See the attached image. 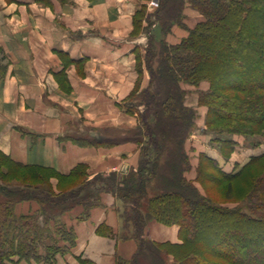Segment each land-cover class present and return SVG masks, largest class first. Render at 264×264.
Segmentation results:
<instances>
[{
    "label": "trees",
    "instance_id": "obj_1",
    "mask_svg": "<svg viewBox=\"0 0 264 264\" xmlns=\"http://www.w3.org/2000/svg\"><path fill=\"white\" fill-rule=\"evenodd\" d=\"M185 5L201 16L192 28L182 23ZM145 8L135 11L131 31L132 36L146 35L145 44L135 48L137 79L119 103L137 118L135 128L122 137L136 143L137 165L90 176L88 165L79 162L61 174L14 161L0 151V264H54L55 255L75 241L63 215L80 208L77 218L88 216L103 193L120 201L124 237L138 243L131 258L117 256L115 264H166L168 255L172 264H264V152L228 172L200 153L195 181L201 192L186 177L191 165L185 143L197 114L185 104L183 88L208 82L207 90L198 91L197 103L207 108L205 130L218 134L212 141L224 158L236 142L223 135L264 133V0H159L151 13ZM153 24L158 33L151 30ZM175 25L187 34L169 43L165 36ZM5 71L0 62V80ZM71 140L100 142L92 137ZM51 178L57 180L55 187ZM209 186L221 189L226 201L234 202L236 196L238 204L229 207L213 200ZM23 201L37 206L17 214L15 206ZM152 220L177 225L180 242L145 238L144 227ZM99 231L110 234L103 225Z\"/></svg>",
    "mask_w": 264,
    "mask_h": 264
},
{
    "label": "crops",
    "instance_id": "obj_2",
    "mask_svg": "<svg viewBox=\"0 0 264 264\" xmlns=\"http://www.w3.org/2000/svg\"><path fill=\"white\" fill-rule=\"evenodd\" d=\"M158 1L0 0V48L6 65L0 80V151L14 161L51 167L61 174L79 162L88 165L90 176L134 168L138 147L122 137L135 128L137 118L125 113L119 103L137 79L135 48L146 42L144 33L131 35L134 13L141 5L151 13ZM199 20L200 14L185 5V27L192 28ZM151 30L158 33V25ZM186 34L184 27L175 25L165 39L176 43ZM146 78L144 71L142 83ZM183 88L185 104L197 114L185 143L191 163L188 179L195 178L200 153L228 172L264 152V144L248 146L244 136L232 135L236 143L224 159L208 145L210 136L203 131L207 108L197 103L198 91L207 90L208 82ZM83 135L100 142L82 145L71 140ZM56 182L51 179L53 186ZM120 207L115 196L103 193L88 216L77 218L80 208L66 212L63 220L72 227L75 241L68 251L55 255L54 264H115L117 256L131 258L138 243L124 237ZM35 208L34 202L23 201L15 211L21 214ZM101 225L109 229V235L99 231ZM143 236L180 242L177 225L153 220L145 225ZM17 264L36 263L20 260ZM166 264H172L171 255Z\"/></svg>",
    "mask_w": 264,
    "mask_h": 264
},
{
    "label": "rangeland",
    "instance_id": "obj_3",
    "mask_svg": "<svg viewBox=\"0 0 264 264\" xmlns=\"http://www.w3.org/2000/svg\"><path fill=\"white\" fill-rule=\"evenodd\" d=\"M157 36H158V34H157ZM0 62H2L3 63V59H0ZM204 122H205V120H204ZM195 128V127H194ZM194 130V129H193ZM192 130V131H193ZM203 131L205 132V133H207L209 136H210V139H209V143H208V145H211V147H214V148H216L218 151H219V153H220V155L223 157V155L221 154V151L219 150V147L216 145V143L214 142V141H212V137H214L215 135H218L217 133H215L214 132V130H205V124H204V128H203ZM192 133V132H191ZM191 135V134H190ZM232 135H238V134H232ZM232 135H223V136H227V137H230V136H232ZM240 136H242V135H240ZM82 137H85L84 135L82 136ZM245 138H246V145H248V146H253V147H256V146H259L260 145V143H262V144H264V133L262 134V135H259V134H255V135H247V136H244ZM189 138V137H188ZM263 147V146H262ZM188 153V152H187ZM232 153V152H231ZM231 153L229 154V156L227 157V158H224V159H228L229 157H230V155H231ZM189 155V154H188ZM251 157V156H250ZM249 157V158H250ZM190 158V157H189ZM198 160H199V154H198ZM197 160V161H198ZM249 161V159L247 160V162ZM246 163V162H245ZM244 163V164H245ZM244 164H242L241 166H243ZM190 165H191V163H190ZM197 165H198V162H197V164H196V166H195V178H193V179H191V180H193L196 184H198L200 187H201V184L198 182V181H195L196 180V175H197V173H196V168H197ZM241 166H235V168L234 169H238V168H240ZM190 169H191V167H190ZM52 179V178H51ZM51 179H50V181H51ZM52 184V183H51ZM209 185H211V184H209ZM53 186V185H52ZM53 187H55V186H53ZM198 187V186H197ZM199 188V187H198ZM222 189H223V187H221ZM201 192H203V189L202 188H200L199 189ZM223 191L220 189V190H218L217 189V187H215V186H209V188H208V194H209V196L213 199V200H215V201H217V202H221L222 203V205L223 206H229V207H232V206H234V205H237L238 204V202H236L237 200H238V198L235 196L234 197V199H233V201L234 202H230V201H226V200H224V198H223V193H222ZM36 204V203H35ZM37 206V205H36ZM180 240V239H179ZM62 243V242H61ZM169 256V255H168ZM172 256V255H171ZM34 263H36V264H39V262H37V261H33Z\"/></svg>",
    "mask_w": 264,
    "mask_h": 264
},
{
    "label": "water",
    "instance_id": "obj_4",
    "mask_svg": "<svg viewBox=\"0 0 264 264\" xmlns=\"http://www.w3.org/2000/svg\"><path fill=\"white\" fill-rule=\"evenodd\" d=\"M123 171H125V170L123 169Z\"/></svg>",
    "mask_w": 264,
    "mask_h": 264
}]
</instances>
